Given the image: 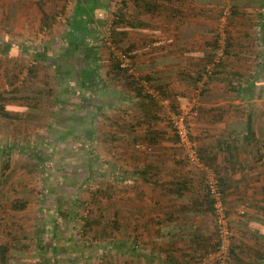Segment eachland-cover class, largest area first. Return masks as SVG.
<instances>
[{
    "label": "crops",
    "instance_id": "obj_1",
    "mask_svg": "<svg viewBox=\"0 0 264 264\" xmlns=\"http://www.w3.org/2000/svg\"><path fill=\"white\" fill-rule=\"evenodd\" d=\"M257 1L260 0L247 5V0H168L163 3L157 0L163 5L158 11L147 7L155 0H126L122 10L124 19L118 27L123 33L118 39L123 47H128L134 68L151 78L153 84H162L173 97L149 102L130 91L123 75L114 74L113 67L105 63L107 69L100 73L101 83L85 89L89 109H98L101 105L100 110H91L94 116H107L109 108L117 110L120 118L127 116L128 119L129 113L135 116L121 128L126 131L123 133L128 139L125 143L131 144L128 151L122 148V153H128L136 161L133 168L137 176L129 197H133L135 203L133 215L138 220L135 227L139 234L143 231L149 235L141 236L143 241L156 251L160 250L159 246L165 247L164 255H158L163 264H179L181 259L192 257V251L204 253L216 235L214 216L206 201L205 172L195 169L181 156L173 130L166 125L157 127L155 121L162 120L161 115L167 111L164 106L171 111V104L178 101L179 95L185 96V102L190 100L197 85L196 76L205 61L217 50L222 53L215 32L219 23L224 22L221 11L226 4L232 5L235 14L229 18L228 44L202 97L199 120L192 127V136L198 141L208 166L226 187L230 215L234 216L243 208L247 211L243 220L235 221L238 224L241 220L234 227L240 234L238 238L246 247L262 249L247 230L261 229L256 221L264 219V63L257 67L252 62L264 54V34L261 37L259 33L262 8ZM45 2L0 0V23L25 41L29 31L26 27L44 25L45 11H49ZM94 7L83 14L84 19L89 21L92 31H101L102 20L94 17ZM78 14L76 11L73 15L74 22L84 25ZM11 42L7 52L17 49L16 41ZM102 60L104 62L103 57ZM124 94L132 100L124 103ZM111 100L116 102L114 108L109 106ZM128 103L134 108L129 109ZM150 118L153 119L151 126ZM143 127L145 132L138 131ZM132 129L136 132L130 136ZM148 129L157 140L150 141L152 136L148 137ZM172 257L179 261L171 263Z\"/></svg>",
    "mask_w": 264,
    "mask_h": 264
},
{
    "label": "rangeland",
    "instance_id": "obj_2",
    "mask_svg": "<svg viewBox=\"0 0 264 264\" xmlns=\"http://www.w3.org/2000/svg\"><path fill=\"white\" fill-rule=\"evenodd\" d=\"M45 1L51 20L40 27H26L29 31L25 41L0 23V104H5V109L17 116L0 115V247H7V260H2L0 253V264H163L158 255H164L165 247L159 246L160 250L156 251L143 241L146 233L139 234L135 227L138 223L133 215L135 203L129 197L137 176L133 168L136 161L128 153H122V148L128 151L131 144L125 143L126 131L121 128L135 116L129 113L125 120L117 115V110L109 108L107 116L88 113L82 125L71 119L83 99V92L76 86L77 67L85 68L91 62L85 53L79 59L81 53L76 49L73 53L70 43L73 40L71 24L79 0ZM95 1L98 5L94 8V17L102 20L100 27L104 36L110 31L109 24L117 19L114 12L122 7L123 0ZM247 1V5L254 3ZM256 3L262 8L259 25L262 37L264 0ZM225 11L228 15L223 20L228 34L229 18L235 14L232 5L226 4L222 7L221 21ZM11 41H16L17 49L7 52ZM100 44V59L96 61L101 67L99 75L107 69L104 63L110 67L113 64L108 50L110 43ZM263 57L264 54L254 58V66L263 65ZM62 72L68 74L64 77ZM123 97L124 103L132 100L125 94ZM189 98L197 100L200 107L202 98L196 97L195 91ZM109 103L114 108L116 102ZM182 104L189 107V100H182ZM126 105L134 108L129 103ZM164 108L167 111L161 115V121H155L156 126L166 125L172 131L173 109ZM80 110L77 114H86ZM145 129L138 128V131L143 133ZM134 131L129 130L130 136ZM7 163L9 167L5 168ZM19 200L26 202L25 208L13 209L12 204ZM246 212L243 208L234 216L229 214L233 227L247 216ZM53 217L57 227L54 240L51 239ZM84 217L96 219L93 228L84 226ZM115 220L117 226H113ZM263 220L256 221L261 229L247 230L264 253ZM230 233L240 235L235 229ZM246 248L241 251L243 264L251 257V264H264V259L254 257V253L246 255ZM194 252L189 260L181 259L179 264H197L195 258L201 253ZM214 255L213 251L207 253L203 260L208 264L225 261L224 257L217 260Z\"/></svg>",
    "mask_w": 264,
    "mask_h": 264
},
{
    "label": "trees",
    "instance_id": "obj_3",
    "mask_svg": "<svg viewBox=\"0 0 264 264\" xmlns=\"http://www.w3.org/2000/svg\"><path fill=\"white\" fill-rule=\"evenodd\" d=\"M125 1L126 0H123L122 7H118L117 11L114 12L117 19H115L114 21H112L109 24L110 31H108L104 36L102 34L103 33L102 30L96 31V29H95V31H92L91 30L92 27L90 28V26L88 25L89 21L88 20L86 21L84 19V15H83V14H88L91 11L90 9H92L94 6L96 7L98 5L97 1H95V0H80L78 2V9H76V11H77V14L79 13L78 16L84 21V25H78V24H82L81 22H78V24H76L74 21H73L74 23L72 22L73 27H72V31H71L72 34L71 35L73 36V38H72L73 40H71L70 43L72 44V47H73V49H72L73 53H74L75 49L79 50L78 52L81 53L79 59H82V55H84L83 53H85V57L89 58L91 60V62H90L91 65L89 63L86 65L87 67L81 68V69L79 67H77L78 68L77 72H79V73H78V78H77L78 82H77L76 86H78V88L83 92V95H82L83 100L81 101L80 105L77 107L76 113H74V115H73L74 118H71V119L80 125H82L84 118L87 117V115H89L88 113L92 112L91 111L92 109L90 110L89 107L86 105V102H85V99H87L86 97H88V95H86L85 89L87 86L96 85V83H100V81H101L100 80L101 76L99 75V72H98L99 65L96 62L100 59L99 51L102 48L101 46H99V43H101L100 45H102L104 42L107 44L108 40H110L113 43V46L116 48L115 50H113L111 45H109V48H108L110 59L113 62V64H112L113 71L115 72L116 75L118 73L123 75L124 80H125V85H127V87H129L130 91L135 92V94L137 96H142L143 98L147 99L149 102H152V103L157 102L159 100L158 98H166V97L172 98L173 97V96L171 97V95L163 88L162 84H153L151 78L144 77L142 74H140V72L137 69L134 68L133 72H130L129 68L122 67L120 58L115 53L116 50L125 54L129 58V64H131L130 67L133 66L131 63V54L129 52L128 47H123L121 45L122 42H120V40L118 39V35L123 33L122 30L118 29V27L120 24L119 22L123 21V19H124L122 10L124 8L123 3ZM155 1L156 2L153 4H150V5L147 4V7L150 8L151 10H158V11L162 10L160 8H162L163 5L161 3H158L157 0H155ZM165 1H168V0H161L162 3ZM175 1H178V0H175ZM164 8H166V7H164ZM166 11L170 12V10L168 8ZM49 20H51V15L48 11L47 12L45 11L44 25L49 24ZM99 27H100V25H99ZM215 36H216L217 46H219V43H218L219 32H217L215 34ZM227 44H228V34L226 37V44H225L224 48L222 49L219 46V48L222 50V53H224V49L227 46ZM212 55L213 56L211 58H209L205 61L203 69L196 76L197 85L194 87L195 88L194 91H195V93H197V90L199 89L200 93H198V97L200 96L201 98L203 97L205 91L207 90V86H208L209 82L214 77V75L217 71V68L219 67V65L222 62L221 57L223 56V54H220L218 50L215 51ZM216 58H218V60L215 63L214 73L208 77V80L204 82L203 87L200 88L199 83L204 78V73L206 72V68H205L206 64L214 62ZM89 59H88V61H90ZM63 74L65 77L68 73L62 72V75ZM143 82H146L149 85V87L154 90V92L156 94L149 92V90L146 88V86ZM98 91H95L94 93H97ZM175 97H176V95H175ZM25 98L27 99L29 97L27 96ZM30 98L32 100V97H30ZM100 108H101V105L98 106V109L94 110V112L100 110ZM171 108L174 111L178 112L179 102L176 101L173 104H171ZM78 109L86 111V114L85 115L77 114V112L79 111ZM0 112H1L0 113L1 116L7 117V118H12V117L17 118L16 114L11 113L5 109V104H0ZM199 112H200V107H199ZM79 116H81V117H79ZM152 120L150 118V121L148 122L150 126L152 124V122H151ZM150 130L151 129H148V132H149L148 137L150 138V136H152L150 141L155 140V138L157 140V137L153 136L154 132L152 130L151 131ZM154 131H156V130H154ZM174 140L177 142L176 135L174 136ZM199 149H200V146H199ZM200 152H201V149H200ZM201 156L205 160V162L207 163L202 152H201ZM5 166H6L5 168H8L9 163H7ZM219 185H220L222 195H223L221 198H222V200H223V202L227 208V213L229 215L230 212H229V207L227 205V199H226V189H225L226 187L222 184V181L220 178H219ZM206 201L209 204V208L211 209L213 216H214V220L216 222L214 200L208 196V197H206ZM25 204H26V202L19 200V201H16L14 204H12V208L17 209V210H22L25 208ZM60 213H62V212H60ZM116 215H117V213H116ZM52 220L54 222V225H53L54 227L52 229L51 239L54 240V238L56 236L55 231H56L57 227L55 226L56 219H54V217H53ZM93 220H90L87 217H84V226L89 227V228H93V225L96 222L95 221L96 219H93ZM116 220L114 221L113 226H117L118 221H116ZM215 224H216L215 225V234H216L215 238H217V239H215V241H213V243H211V245L209 246L210 248L207 247V249L204 250V253H201V255L199 257L195 258V261L196 260L198 261L197 264H199L200 261H202L204 259L205 255L207 253H210L212 251H213V253H216L220 249L221 241L219 240V236H218L219 228H218L217 222ZM230 224H231L230 229L233 231V229H235L233 227V222L231 221ZM103 233L106 234V231H103ZM246 246L247 245L245 244V242L243 240L239 239L238 237H236L232 233L231 241H230V245H229V250L226 252V257H227V261L229 262V264H238V263L243 264L244 257L241 256V251H243L246 248ZM246 250H248L246 255L251 254V256H252V254L254 253L255 254L254 257H256L260 260L264 259V253L262 251H260V249H254L251 246H249L246 248ZM51 251H55V250L52 248ZM6 252H7V247L5 245H1L0 253H1V258L4 261L7 260L6 256H5ZM194 254L199 255L200 254L199 250H196L194 252ZM251 259H252V257H251ZM170 260H171V263H173V260L177 261L178 259L176 260V258L172 257ZM251 263H252L251 260L245 261V264H251ZM257 264H262V263L258 262Z\"/></svg>",
    "mask_w": 264,
    "mask_h": 264
},
{
    "label": "built area",
    "instance_id": "obj_4",
    "mask_svg": "<svg viewBox=\"0 0 264 264\" xmlns=\"http://www.w3.org/2000/svg\"><path fill=\"white\" fill-rule=\"evenodd\" d=\"M228 15V11L224 12L223 19ZM224 22L219 27V38L218 43L219 46L223 49L226 44V37L227 33L225 30ZM109 45L112 46V49L115 50L116 48L113 46L112 42L108 40ZM116 55L120 58L122 67L129 68L130 72H133V68L130 67L129 58L123 54L122 52L115 51ZM222 54L221 52H219ZM218 58L215 59L214 62L206 64V72L204 73V78L199 83L200 88L203 87L204 82L208 80V77L214 73L215 70V63L217 62ZM149 92L154 93V90L149 87L146 82H143ZM198 93L200 90H197L196 97H198ZM185 97L179 95L176 99L179 102L178 112L172 111V115L170 117V124L174 134L177 137V147L185 154V158L191 166L195 169L202 170L205 172V188L206 193L208 194L211 199L214 200V208H215V216L216 222L219 228L218 236L219 240L221 241L220 249L214 253L215 257L218 259L224 257L225 261H222L217 264H229L226 257V252L229 250V245L231 241V233H230V215L227 213V208L222 200V191L219 185V178L217 173L208 166L205 160L201 156V152L198 146V143L192 136V127L194 125L195 120L200 115L199 112V105L197 100H189V107H183L182 100ZM245 211L243 210L242 213ZM232 231V230H231ZM219 252V253H218ZM221 252V254H220ZM205 259V258H204ZM199 264H208L206 261H200Z\"/></svg>",
    "mask_w": 264,
    "mask_h": 264
}]
</instances>
